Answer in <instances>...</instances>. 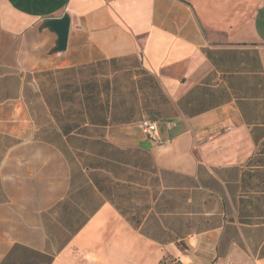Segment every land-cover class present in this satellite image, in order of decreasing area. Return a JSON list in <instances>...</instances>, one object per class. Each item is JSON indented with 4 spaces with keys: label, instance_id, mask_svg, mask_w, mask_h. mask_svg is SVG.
<instances>
[{
    "label": "crops",
    "instance_id": "1",
    "mask_svg": "<svg viewBox=\"0 0 264 264\" xmlns=\"http://www.w3.org/2000/svg\"><path fill=\"white\" fill-rule=\"evenodd\" d=\"M163 263L264 264V0H0V264Z\"/></svg>",
    "mask_w": 264,
    "mask_h": 264
},
{
    "label": "water",
    "instance_id": "2",
    "mask_svg": "<svg viewBox=\"0 0 264 264\" xmlns=\"http://www.w3.org/2000/svg\"><path fill=\"white\" fill-rule=\"evenodd\" d=\"M71 18L68 14H63L60 17L49 18L45 25L55 31L58 35L57 51H63L67 47Z\"/></svg>",
    "mask_w": 264,
    "mask_h": 264
},
{
    "label": "built area",
    "instance_id": "3",
    "mask_svg": "<svg viewBox=\"0 0 264 264\" xmlns=\"http://www.w3.org/2000/svg\"><path fill=\"white\" fill-rule=\"evenodd\" d=\"M141 126H142L143 131L151 136L154 134L156 130V124L149 120H144L141 123Z\"/></svg>",
    "mask_w": 264,
    "mask_h": 264
},
{
    "label": "trees",
    "instance_id": "4",
    "mask_svg": "<svg viewBox=\"0 0 264 264\" xmlns=\"http://www.w3.org/2000/svg\"><path fill=\"white\" fill-rule=\"evenodd\" d=\"M164 264V263H163Z\"/></svg>",
    "mask_w": 264,
    "mask_h": 264
}]
</instances>
